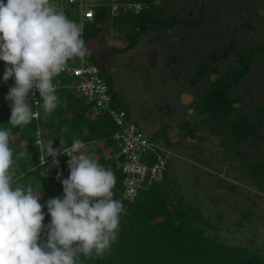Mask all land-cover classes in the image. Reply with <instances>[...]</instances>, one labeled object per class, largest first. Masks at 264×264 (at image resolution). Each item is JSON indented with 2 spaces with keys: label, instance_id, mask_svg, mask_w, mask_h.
<instances>
[{
  "label": "trees",
  "instance_id": "1",
  "mask_svg": "<svg viewBox=\"0 0 264 264\" xmlns=\"http://www.w3.org/2000/svg\"><path fill=\"white\" fill-rule=\"evenodd\" d=\"M132 1L142 4L139 13L96 6L98 16L85 28L83 39L95 38L101 32L98 24L104 19L102 12L126 41L119 49L122 52L134 48L141 35L148 34L153 50L177 70L179 83L192 97L191 108L198 119L180 121V140L190 142L193 157L208 167L211 163L204 143L217 138L227 159L237 164L241 177L264 193V71H260L264 65V0H241V11L228 18L215 12L208 0ZM65 15L72 19L67 9ZM240 30L254 37H243ZM86 57L99 65L108 81L113 106L132 114L125 97L113 88V77L106 74V58L103 56L100 63L92 52ZM58 98L55 111L46 113L40 106L38 118L18 127L9 124L11 103L2 101L0 130L11 128L14 180L30 184L40 196L45 226L51 222L47 201L63 198L61 181L70 175V157L61 152L70 149L74 140L82 142L83 154L114 174L113 198L122 200L126 209L120 217L118 238L103 258L81 255L78 264H264L260 249L231 245L218 234L208 233L207 228L213 226L210 217L186 200L176 182L169 179L170 161L164 180L145 184L132 201L125 199L124 175L116 157L119 148L113 138L117 126L112 117L96 114L92 102L73 87L59 89ZM29 104L34 111L30 99ZM166 127L170 125L158 128L151 138H163L173 147ZM37 129L45 139L42 147L36 144ZM50 141L58 151L55 157L48 156ZM19 152L26 155L17 160Z\"/></svg>",
  "mask_w": 264,
  "mask_h": 264
},
{
  "label": "clouds",
  "instance_id": "2",
  "mask_svg": "<svg viewBox=\"0 0 264 264\" xmlns=\"http://www.w3.org/2000/svg\"><path fill=\"white\" fill-rule=\"evenodd\" d=\"M82 32L83 23L70 20L51 0H0V60L8 65L3 81L15 80L5 97L11 103L12 127L34 118L29 104L33 89L42 99L39 107L55 111L59 98L53 79L69 60L89 54ZM10 136L11 128L0 130V264H78L81 255L103 258L116 242L126 212L123 201L113 198L114 174L83 154L82 142L74 140L64 152L70 157V175L61 181L63 198L47 201L51 222L45 226L40 196L30 184L14 180ZM47 152L58 154L52 141ZM25 155L19 152L15 158ZM53 163L58 166L57 160Z\"/></svg>",
  "mask_w": 264,
  "mask_h": 264
},
{
  "label": "rangeland",
  "instance_id": "3",
  "mask_svg": "<svg viewBox=\"0 0 264 264\" xmlns=\"http://www.w3.org/2000/svg\"><path fill=\"white\" fill-rule=\"evenodd\" d=\"M208 1L224 18L240 12L243 3L241 0ZM51 2L64 14L67 9L71 20L80 23L78 5L68 4L66 0ZM102 17L98 24L101 32L85 40L86 48L96 53L98 62L103 63L102 57L106 58V74L113 77V88L125 97L144 134L151 137L158 128L170 125L166 127L167 136L175 146L163 138L158 140L171 151L169 179L176 182L186 200L210 217L213 226H205L209 234H218L228 244L258 248L264 253V193L241 177L237 164L227 159L217 138L204 143L210 166L199 164L191 154V143L180 140V121L198 117L191 108L192 97L187 87L177 79L174 72L177 70L173 71L169 61L153 50L148 34L141 35L134 48L120 51L126 41L113 29L110 18L104 14ZM236 22L239 27V19ZM241 30L243 37L248 34ZM260 71H264V65ZM257 75L261 74L257 72Z\"/></svg>",
  "mask_w": 264,
  "mask_h": 264
},
{
  "label": "built area",
  "instance_id": "4",
  "mask_svg": "<svg viewBox=\"0 0 264 264\" xmlns=\"http://www.w3.org/2000/svg\"><path fill=\"white\" fill-rule=\"evenodd\" d=\"M66 2L78 5L79 22L83 23L82 38L86 26L94 23L98 16L96 9L98 5H106L113 11L122 9L139 13L142 10V4L132 0H66ZM89 14H91V18H89ZM6 67L8 65L0 60V104L2 101H8L5 97L9 89L15 86L14 78H10L7 82L3 81ZM61 77L70 81H63ZM53 84L57 96L59 89L73 87L85 99L92 102L96 114L107 113L112 117L117 126L113 138L119 148L116 157L124 175L123 196L125 199L132 201L145 184L164 180L171 154L170 149L165 148L160 141L144 134L133 114L128 113L124 108L113 106L111 87L98 64L88 61L86 56L83 59L78 58L68 62L66 69L53 79ZM29 99L34 107V117L38 118L40 115L38 107L42 102L39 92L35 89L30 91ZM44 141L41 129H37L36 144L42 147ZM68 150L69 148L61 153H66Z\"/></svg>",
  "mask_w": 264,
  "mask_h": 264
},
{
  "label": "crops",
  "instance_id": "5",
  "mask_svg": "<svg viewBox=\"0 0 264 264\" xmlns=\"http://www.w3.org/2000/svg\"><path fill=\"white\" fill-rule=\"evenodd\" d=\"M132 109V108H131ZM132 113H133V109H132Z\"/></svg>",
  "mask_w": 264,
  "mask_h": 264
},
{
  "label": "water",
  "instance_id": "6",
  "mask_svg": "<svg viewBox=\"0 0 264 264\" xmlns=\"http://www.w3.org/2000/svg\"><path fill=\"white\" fill-rule=\"evenodd\" d=\"M92 52V51H91ZM96 54V53H95Z\"/></svg>",
  "mask_w": 264,
  "mask_h": 264
}]
</instances>
